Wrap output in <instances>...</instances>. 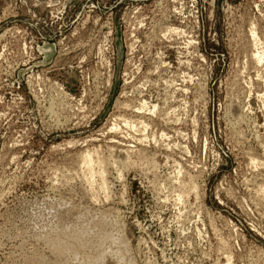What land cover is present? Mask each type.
Wrapping results in <instances>:
<instances>
[{
  "label": "rangeland",
  "instance_id": "rangeland-1",
  "mask_svg": "<svg viewBox=\"0 0 264 264\" xmlns=\"http://www.w3.org/2000/svg\"><path fill=\"white\" fill-rule=\"evenodd\" d=\"M263 56L264 0H0V264H264Z\"/></svg>",
  "mask_w": 264,
  "mask_h": 264
},
{
  "label": "bare ground",
  "instance_id": "bare-ground-1",
  "mask_svg": "<svg viewBox=\"0 0 264 264\" xmlns=\"http://www.w3.org/2000/svg\"><path fill=\"white\" fill-rule=\"evenodd\" d=\"M259 54V53H258ZM261 55V54H259ZM258 57V56H257ZM264 57V56H263ZM259 61V60H258ZM60 92V91H59ZM236 102V101H235ZM157 105V104H156ZM146 107V106H145ZM144 107V108H145ZM127 122V121H126ZM135 122V121H134ZM139 122V121H138ZM141 123V122H140ZM144 123V122H143ZM127 125V123H126ZM128 126V125H127ZM135 126V125H134ZM149 126V125H148ZM129 128V127H128ZM137 129V128H136ZM129 133V132H128ZM145 135V134H144ZM141 142H142V139H141ZM138 147V146H137ZM146 148V147H145ZM126 151V150H125ZM127 152V151H126ZM129 152V151H128ZM130 155V154H129ZM79 160L81 162H84V164H87L88 165V168L89 169H92V165H93V157H92V153L90 151H85L84 153H82L80 156H79ZM87 168V167H86ZM122 174V173H121ZM179 205V204H178ZM185 207V206H184Z\"/></svg>",
  "mask_w": 264,
  "mask_h": 264
}]
</instances>
